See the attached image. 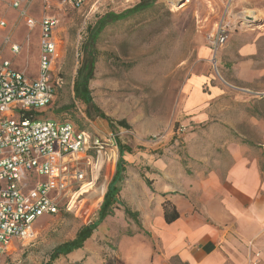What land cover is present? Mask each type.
Returning a JSON list of instances; mask_svg holds the SVG:
<instances>
[{"label": "crops", "instance_id": "crops-1", "mask_svg": "<svg viewBox=\"0 0 264 264\" xmlns=\"http://www.w3.org/2000/svg\"><path fill=\"white\" fill-rule=\"evenodd\" d=\"M244 2L249 0H237ZM250 3L245 11L251 15L244 17L253 27L230 32L214 55L210 47L202 49L205 72L183 84L182 114L192 125L183 145L118 137L113 159L103 161L98 188L87 195L97 214L114 184L111 214L81 248L52 264H249L256 253L264 264V0ZM214 63L219 75L209 70ZM12 68L27 74L23 66ZM166 204L178 213L171 223L164 219ZM75 234L52 246L41 263ZM17 244L2 264L17 255Z\"/></svg>", "mask_w": 264, "mask_h": 264}, {"label": "rangeland", "instance_id": "rangeland-1", "mask_svg": "<svg viewBox=\"0 0 264 264\" xmlns=\"http://www.w3.org/2000/svg\"><path fill=\"white\" fill-rule=\"evenodd\" d=\"M140 1L88 0L80 9L51 7L44 11L42 0H22L21 8L37 23L46 15H53L58 21L53 36L59 55L52 72V80L58 85L53 102L40 112L39 118L68 121L92 133L105 129L117 133L123 142L142 137L155 145L166 141L177 147L183 145L192 126L187 122L189 117L182 114L183 84L188 77L205 72L200 51L209 47L212 30L227 6L224 0H154L148 10L105 28L94 44L95 64L89 91L94 106L108 120L78 101L72 91L77 70L87 58L88 50L83 46L88 41V29L106 13H122ZM252 1L244 2L243 8L237 0H230L227 15L233 20L229 34L238 32L241 26L253 27L252 19L244 17L251 15L245 9L251 8ZM0 19L7 24L0 31V39L11 34V40L20 45L16 55L5 46L4 58L12 67H25L27 76L36 77L38 25L28 30L19 18V10L6 4L0 5ZM209 70L219 75L214 64ZM181 127L183 133H177ZM89 204L90 220L95 221L96 203ZM83 225L88 222L84 224L81 218L64 212L42 216L36 225L35 242L17 244V255L6 258L3 264H39L47 260L52 246L70 239Z\"/></svg>", "mask_w": 264, "mask_h": 264}, {"label": "built area", "instance_id": "built-area-1", "mask_svg": "<svg viewBox=\"0 0 264 264\" xmlns=\"http://www.w3.org/2000/svg\"><path fill=\"white\" fill-rule=\"evenodd\" d=\"M88 0H42L43 10L80 9ZM215 24L208 44L213 55L229 37L228 4ZM22 0H0V5L19 10L25 27H39L38 72L35 78L12 68L2 55L8 46L18 54L20 45L8 35L0 43V264L13 243L32 244L37 238L36 220L61 212L90 221L87 195L96 188L103 161L113 159L118 134H97L79 129L68 121L36 119L34 114L48 107L58 85L52 72L58 59L53 36L57 19L46 15L37 23ZM0 19V31L6 27ZM215 67V63H214ZM184 129L178 128L177 133ZM115 155V154H114ZM249 264H259L256 253Z\"/></svg>", "mask_w": 264, "mask_h": 264}, {"label": "trees", "instance_id": "trees-1", "mask_svg": "<svg viewBox=\"0 0 264 264\" xmlns=\"http://www.w3.org/2000/svg\"><path fill=\"white\" fill-rule=\"evenodd\" d=\"M154 0H141L137 5L134 7L123 11L122 13L115 14V13H106L97 21V23L88 29V41L84 44L83 49L87 52V58L84 59L80 68L77 70V74L73 83V94L74 97L80 101L81 103L85 104L88 107H92L101 119L108 120V118L103 114L100 113L99 110L94 106L90 91H89V81L92 79L94 64H95V49L94 44L98 39L99 35L105 30L106 27L109 25H113L116 22L125 21L132 16L139 14L145 10H148L153 6ZM40 115V116H39ZM42 117L41 113L34 114L33 118L36 119H45L39 118ZM121 126L124 123H119ZM125 147L120 146L119 151L120 154L123 152ZM121 159L117 161L116 170L121 169ZM112 185H108L107 191L103 197V202L100 206V209L97 213L96 221L91 222L89 225L82 226L75 237L65 242L56 248L50 253L48 257V261L45 264H52V262L57 259L59 256L66 255L73 250L79 249L82 247L85 240H87L92 232L95 230L96 226L109 214L112 212V205L116 203V194L117 188ZM125 214L133 217L136 219L134 214H131L129 211L125 210ZM178 217V213L176 210L171 207L170 205L164 206V219L166 223H171Z\"/></svg>", "mask_w": 264, "mask_h": 264}]
</instances>
